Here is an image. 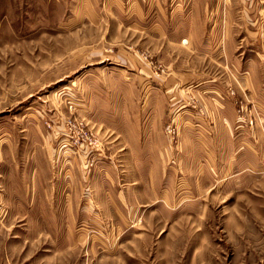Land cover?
<instances>
[{
  "label": "rangeland",
  "instance_id": "obj_1",
  "mask_svg": "<svg viewBox=\"0 0 264 264\" xmlns=\"http://www.w3.org/2000/svg\"><path fill=\"white\" fill-rule=\"evenodd\" d=\"M0 264H264V0H0Z\"/></svg>",
  "mask_w": 264,
  "mask_h": 264
},
{
  "label": "crops",
  "instance_id": "obj_2",
  "mask_svg": "<svg viewBox=\"0 0 264 264\" xmlns=\"http://www.w3.org/2000/svg\"><path fill=\"white\" fill-rule=\"evenodd\" d=\"M209 99L211 101H213V102H217V98L216 97H209ZM207 110H208V114H209L210 117L212 115H214V116L216 115L218 119L225 118L224 121H226L227 124H231L232 118H230V116L227 118L226 115L223 114V112L216 113V111L214 109H207ZM221 126H222V124H221ZM223 126H225V125L223 124Z\"/></svg>",
  "mask_w": 264,
  "mask_h": 264
}]
</instances>
